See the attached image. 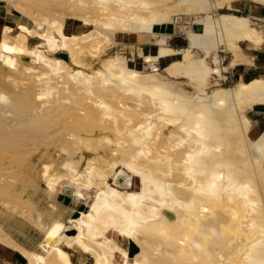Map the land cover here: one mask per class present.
I'll return each mask as SVG.
<instances>
[{
    "label": "bare ground",
    "instance_id": "6f19581e",
    "mask_svg": "<svg viewBox=\"0 0 264 264\" xmlns=\"http://www.w3.org/2000/svg\"><path fill=\"white\" fill-rule=\"evenodd\" d=\"M243 1L264 6L0 0V243L28 264H264V78L241 73L264 16ZM11 213L43 232L37 249L6 232Z\"/></svg>",
    "mask_w": 264,
    "mask_h": 264
},
{
    "label": "crops",
    "instance_id": "0c3cea01",
    "mask_svg": "<svg viewBox=\"0 0 264 264\" xmlns=\"http://www.w3.org/2000/svg\"><path fill=\"white\" fill-rule=\"evenodd\" d=\"M240 11L246 15L264 16V6L251 1H243L240 4ZM2 17H8L6 14H4V10H0V19ZM25 20L20 21L24 22ZM253 21L264 34V22L255 19H253ZM175 37L172 38V40L175 39ZM174 46L180 47V45ZM242 47L244 53L252 60L251 64H245L243 66L241 72L243 76H260L264 78V42L260 46H255L249 42H245L242 44ZM234 77L235 72L230 71L228 73V82L232 84L234 82ZM254 117L258 119L264 127L263 107H258L255 109ZM58 202L59 203L57 204L60 209L65 208L64 211L66 215H68L69 211L73 208L75 210H80L82 208L80 203L69 198H64L62 201L58 199ZM2 224L11 238L26 249H37L43 238V232H41V230L36 228L31 222L18 214H8L2 219ZM0 264H28V262L17 250L12 249L6 244L0 243Z\"/></svg>",
    "mask_w": 264,
    "mask_h": 264
},
{
    "label": "rangeland",
    "instance_id": "374dc122",
    "mask_svg": "<svg viewBox=\"0 0 264 264\" xmlns=\"http://www.w3.org/2000/svg\"><path fill=\"white\" fill-rule=\"evenodd\" d=\"M0 10H4V14H6L7 16H10V15L8 14V12H7V7H6L5 4L0 3ZM17 15H18V14H16V13L14 12V16L17 17ZM26 21H28V20H26ZM23 23H24V22H23ZM171 44H172L173 46H174V45H180V47H181V46H184V45H185L184 35H182V34H180V33H177L175 39H173V40L171 41ZM141 46H142V49H143L144 53H151V52L154 53L155 50H156V48H155V46H154V44H153L152 41L145 42V43L141 44ZM175 47H176V46H175ZM119 48H123V52H124V54L128 57V59H129L130 61H132V63H134L135 65H138L139 67H142V66H143L142 58H141V56L139 55V52H138V47L135 48L134 50H132V48H130V47H126V46H123V45H122V46H120ZM114 50H116V48H115ZM114 50H113V51H114ZM163 65H165V64L163 63ZM163 65H162V66H163ZM223 84H224V85H230L231 83H229L228 80H227V82H223ZM43 150H44V149H43ZM42 152H43V151L36 153L35 156H34V158H33V164L35 165L36 169L39 168V165H40V163H41L40 158L42 157ZM50 153H51L55 158H58L57 153H56V151H55L53 148L50 150ZM26 192H27L28 194H32V195L36 198V200H38V201H39L40 203H42V204H46V203L48 202L47 199H46V195H45V193H44V188L41 187V186H39V185H37L36 183H32V184L28 187V189H27ZM64 198H69V199L74 200L73 197L68 196V195H60V196H59V199H60L61 201H62ZM131 247H132V248H131V252H134V250H133L134 244H133V243H131Z\"/></svg>",
    "mask_w": 264,
    "mask_h": 264
},
{
    "label": "water",
    "instance_id": "95a60500",
    "mask_svg": "<svg viewBox=\"0 0 264 264\" xmlns=\"http://www.w3.org/2000/svg\"><path fill=\"white\" fill-rule=\"evenodd\" d=\"M75 230H72V232H74Z\"/></svg>",
    "mask_w": 264,
    "mask_h": 264
},
{
    "label": "trees",
    "instance_id": "16d2710c",
    "mask_svg": "<svg viewBox=\"0 0 264 264\" xmlns=\"http://www.w3.org/2000/svg\"><path fill=\"white\" fill-rule=\"evenodd\" d=\"M135 246V245H134Z\"/></svg>",
    "mask_w": 264,
    "mask_h": 264
}]
</instances>
